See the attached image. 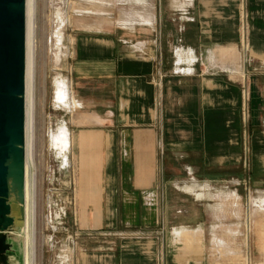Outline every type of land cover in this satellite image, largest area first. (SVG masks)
Segmentation results:
<instances>
[{"label":"crops","instance_id":"obj_1","mask_svg":"<svg viewBox=\"0 0 264 264\" xmlns=\"http://www.w3.org/2000/svg\"><path fill=\"white\" fill-rule=\"evenodd\" d=\"M134 1L131 36L73 42L77 264H252L250 230L215 244L162 174L264 172V0Z\"/></svg>","mask_w":264,"mask_h":264},{"label":"rangeland","instance_id":"obj_2","mask_svg":"<svg viewBox=\"0 0 264 264\" xmlns=\"http://www.w3.org/2000/svg\"><path fill=\"white\" fill-rule=\"evenodd\" d=\"M130 1L33 0V136L29 168L35 179L33 264H70L69 261L77 264L82 238L78 234L77 158L73 141L83 112L81 108H77L72 78L73 42L82 32H105L115 28H121L126 36H131L135 25H142L135 23L138 22L137 15L143 14L141 11L145 7L134 0ZM84 11L91 13L83 14ZM121 19L135 25L131 28L123 27L118 24ZM60 80L66 82L68 98H72L77 105L70 112L56 103V86ZM244 116H248L247 109ZM61 125H65L73 138L71 154H67V166L63 165L51 145L50 135ZM215 175L198 170L197 177L185 171L179 175L181 177L174 173L162 174V180L171 181L170 187L165 191L170 194L173 201L171 206L176 212H198V216L205 219L203 223L208 230L219 229L218 236L211 238L215 244L220 241L236 244L242 241L238 235L245 229L250 230L254 264V261L264 257V253H253L256 247L264 245V172L250 171V175L245 177V186L241 172ZM161 228L162 225L158 227ZM226 230L230 232L226 233ZM19 234L15 235L20 256L23 235ZM239 256V260H242V255Z\"/></svg>","mask_w":264,"mask_h":264},{"label":"water","instance_id":"obj_3","mask_svg":"<svg viewBox=\"0 0 264 264\" xmlns=\"http://www.w3.org/2000/svg\"><path fill=\"white\" fill-rule=\"evenodd\" d=\"M25 73L26 0H0V264L25 261Z\"/></svg>","mask_w":264,"mask_h":264},{"label":"bare ground","instance_id":"obj_4","mask_svg":"<svg viewBox=\"0 0 264 264\" xmlns=\"http://www.w3.org/2000/svg\"><path fill=\"white\" fill-rule=\"evenodd\" d=\"M97 1V0H96ZM33 0H26V73H25V103H26V180H25V221L22 227L25 238V261L24 264H33V223H34V174L29 172L31 158L30 149L32 142V88H33V50H32V16ZM86 12V11H84ZM90 13V12H86ZM59 41L61 35L59 33ZM67 84L64 80L56 86V103L63 106L69 112L76 105L74 100L68 98ZM57 131L50 135L51 145L53 146L64 166L68 165V156L72 150V134L65 125H61ZM51 132V130H50ZM50 140V139H49ZM51 147V146H50ZM57 156V155H56ZM62 165V166H63ZM35 226V225H34ZM35 232V231H34ZM67 252V251H64ZM65 254V253H64ZM67 254V253H66ZM61 255V254H60ZM72 257V256H71ZM70 257V258H71ZM63 262V261H62ZM68 262V261H67ZM66 263V262H65ZM71 264V262L69 261ZM64 264V263H63Z\"/></svg>","mask_w":264,"mask_h":264}]
</instances>
